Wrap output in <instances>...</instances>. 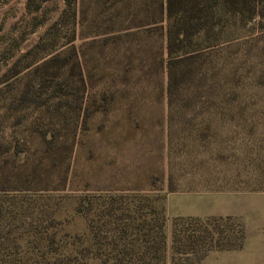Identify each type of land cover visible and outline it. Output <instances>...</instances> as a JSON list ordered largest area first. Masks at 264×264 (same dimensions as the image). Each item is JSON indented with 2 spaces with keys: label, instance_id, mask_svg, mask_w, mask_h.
<instances>
[{
  "label": "rangeland",
  "instance_id": "obj_1",
  "mask_svg": "<svg viewBox=\"0 0 264 264\" xmlns=\"http://www.w3.org/2000/svg\"><path fill=\"white\" fill-rule=\"evenodd\" d=\"M160 2L0 0V144L10 147L0 179L48 187L0 193L23 197L1 224L6 255L41 260L24 253L34 237L23 229L48 217L60 222L57 239L86 236L87 218L74 214L84 196L148 194L163 205L168 237L173 218L230 216L264 264V16L205 0L212 21L168 56L167 30L180 19L167 20ZM53 55L76 58L83 85L63 67L41 105L16 108L27 84L38 93L37 71ZM183 56L195 74L172 98L166 62Z\"/></svg>",
  "mask_w": 264,
  "mask_h": 264
},
{
  "label": "trees",
  "instance_id": "obj_2",
  "mask_svg": "<svg viewBox=\"0 0 264 264\" xmlns=\"http://www.w3.org/2000/svg\"><path fill=\"white\" fill-rule=\"evenodd\" d=\"M162 4L160 2L159 12L164 13L167 20L174 16L180 19L176 20L174 31L171 27L167 30L168 56L174 52L173 47L178 41L185 39L188 34L199 32L213 19L211 7L205 0H165V7ZM221 6L226 13L232 15L243 16L247 12L249 17L264 16V0H222ZM72 61L73 58L69 55L65 59L53 55L46 60L37 71L40 72L38 93L34 94L33 87L27 84L16 100L15 107L41 105L43 101L40 100L41 93L58 79L59 71L63 67L68 68V77L75 75L83 85V77L76 58L75 64ZM194 65L191 56L168 57L166 62L168 95L174 98L178 90L181 91V88L193 78ZM65 89L63 83H58L55 88L57 92H65ZM56 91L51 93L52 97ZM41 139L46 145V150L52 148L53 138L47 139L46 133H41ZM9 150L8 145L0 144V156L8 153ZM25 182L27 185H23L20 179L11 182L8 178H1L0 193L26 188L48 189L43 179ZM40 184L45 186L40 187ZM18 199L23 201V197ZM18 199L0 195V228L8 213H17L15 204ZM158 201V197L148 194L131 197L84 196L75 205L74 214L87 218L86 236L64 232L62 237L57 239L55 229L60 222L48 217L44 224L36 225L30 222L23 229L34 237L31 246L24 253L40 256L41 260H35L34 264H93L94 262L97 264H199L210 252L242 249L245 240L244 227L230 216H211L203 219L191 216L173 218L168 237L165 232L164 208L162 204L158 205ZM94 206H97L96 213L92 212ZM23 211L27 212V209ZM44 233H46L45 242L41 244ZM12 245L13 254L17 253L15 250L21 251V246L17 250L16 244ZM6 249L7 246L0 242V264H27L29 257L25 259L10 257L12 254L6 255ZM47 255H62V257L45 259L44 256Z\"/></svg>",
  "mask_w": 264,
  "mask_h": 264
},
{
  "label": "crops",
  "instance_id": "obj_3",
  "mask_svg": "<svg viewBox=\"0 0 264 264\" xmlns=\"http://www.w3.org/2000/svg\"><path fill=\"white\" fill-rule=\"evenodd\" d=\"M150 105H140V108L147 110ZM138 114V112H137ZM246 238L242 249L239 251H222V252H210L200 262V264H259L253 257L257 255L251 251H247ZM250 256V259H248Z\"/></svg>",
  "mask_w": 264,
  "mask_h": 264
}]
</instances>
